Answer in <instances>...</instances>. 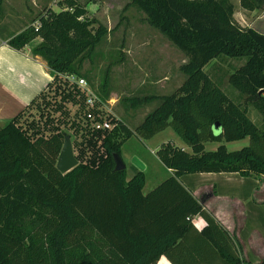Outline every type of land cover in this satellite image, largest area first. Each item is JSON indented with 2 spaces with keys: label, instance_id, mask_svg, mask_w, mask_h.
Returning a JSON list of instances; mask_svg holds the SVG:
<instances>
[{
  "label": "trees",
  "instance_id": "trees-1",
  "mask_svg": "<svg viewBox=\"0 0 264 264\" xmlns=\"http://www.w3.org/2000/svg\"><path fill=\"white\" fill-rule=\"evenodd\" d=\"M187 58L186 79L136 128L150 139L171 127L192 148L168 142L158 155L172 173L144 193L145 173L127 180L115 170L121 143L103 137L105 154L96 166L79 163L62 174L57 161L65 133L28 131L18 117L0 122V264H246L238 246L182 178L195 173L264 177V34L234 21L230 0H133ZM245 10H264V0H240ZM2 0H0L1 8ZM8 39L23 49L40 37L32 53L54 72L80 76L88 53L107 28L88 16L80 0H61ZM97 24L95 33L89 26ZM243 63L229 75L245 102L234 101L207 72L216 59ZM219 123L220 128L216 129ZM35 131V132H34ZM129 135V133H128ZM249 138L229 150L225 142ZM220 142L216 150L205 143ZM205 222L198 229L193 221Z\"/></svg>",
  "mask_w": 264,
  "mask_h": 264
},
{
  "label": "rangeland",
  "instance_id": "rangeland-1",
  "mask_svg": "<svg viewBox=\"0 0 264 264\" xmlns=\"http://www.w3.org/2000/svg\"><path fill=\"white\" fill-rule=\"evenodd\" d=\"M59 1L2 0L0 35L7 39L33 23L37 24L39 17L50 9L60 10ZM230 1L235 6L233 21L238 26L252 27L264 34V10H245L240 0ZM80 2L86 6L89 17L107 28L106 35L87 54L80 77L86 79L92 90L109 107H104L105 111L99 115L106 118L111 127L104 131L93 128L87 118V93L67 80V73L55 78L51 69L52 79L48 91L26 109L20 123L28 131L35 128V131L39 130L48 136L57 130L70 135L79 162L90 166L98 165L104 157L105 150L101 146L103 137L121 143L127 180L140 171L144 172L143 191H148L172 173L159 157V149L170 142L173 146L192 152V148L171 127L150 139L135 133L147 114L161 102L159 98L172 94L186 79V55L148 20L133 0ZM89 29L95 33L97 24L92 23ZM242 63L239 59L223 57L214 60L206 68L212 78L221 81L224 91L236 102L245 101L230 84L229 75ZM247 107L251 118L262 126L264 117L252 106ZM98 111H101V104ZM222 142L229 150H236L250 141L245 138L238 142H225L223 139ZM219 145L220 142L209 141L205 143V149L216 150ZM182 180L186 185L198 186L200 189L216 184L219 190L238 188L234 177L222 176L221 173L188 174ZM204 191L202 189V195ZM234 238L241 254L243 249L237 237ZM258 264H264V260Z\"/></svg>",
  "mask_w": 264,
  "mask_h": 264
},
{
  "label": "crops",
  "instance_id": "crops-1",
  "mask_svg": "<svg viewBox=\"0 0 264 264\" xmlns=\"http://www.w3.org/2000/svg\"><path fill=\"white\" fill-rule=\"evenodd\" d=\"M41 41L38 37L19 50L0 35L1 123L24 114L31 104L48 91L52 79L50 68L42 57L32 53V49ZM221 175L234 177L238 188L219 190L217 184L207 189L187 186L198 199H203L206 208L226 230L231 231L232 237H237L243 249L241 257L247 262L258 264L264 260V177H243L236 173ZM151 189L143 192L147 193ZM202 189L205 190L203 195ZM193 221L198 229H202L205 224L199 215L194 216ZM158 264L172 263L163 255Z\"/></svg>",
  "mask_w": 264,
  "mask_h": 264
},
{
  "label": "built area",
  "instance_id": "built-area-1",
  "mask_svg": "<svg viewBox=\"0 0 264 264\" xmlns=\"http://www.w3.org/2000/svg\"><path fill=\"white\" fill-rule=\"evenodd\" d=\"M65 77L67 80L77 84L87 93V118L92 123L93 128L98 131L108 130L111 127L110 122L106 118L99 115L105 111L104 107L109 109V107L105 105L102 98L92 90L86 79L77 76L76 74H67ZM100 104L101 111H98Z\"/></svg>",
  "mask_w": 264,
  "mask_h": 264
},
{
  "label": "water",
  "instance_id": "water-1",
  "mask_svg": "<svg viewBox=\"0 0 264 264\" xmlns=\"http://www.w3.org/2000/svg\"><path fill=\"white\" fill-rule=\"evenodd\" d=\"M216 129L220 128L219 123L215 126ZM115 157V170H123L126 169V163L124 162L122 156L118 153L114 154ZM79 160L76 157L73 141L70 135L65 134L64 143L61 148V152L57 161V168L62 174H66L76 166L79 165Z\"/></svg>",
  "mask_w": 264,
  "mask_h": 264
}]
</instances>
